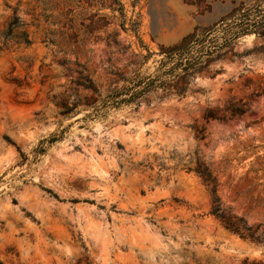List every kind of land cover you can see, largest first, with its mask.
Segmentation results:
<instances>
[{"label": "rangeland", "instance_id": "1", "mask_svg": "<svg viewBox=\"0 0 264 264\" xmlns=\"http://www.w3.org/2000/svg\"><path fill=\"white\" fill-rule=\"evenodd\" d=\"M14 15L31 43L0 40V264H264L195 171L264 228V0H0V34Z\"/></svg>", "mask_w": 264, "mask_h": 264}, {"label": "trees", "instance_id": "2", "mask_svg": "<svg viewBox=\"0 0 264 264\" xmlns=\"http://www.w3.org/2000/svg\"><path fill=\"white\" fill-rule=\"evenodd\" d=\"M25 27L26 26L21 21L20 16L14 15L7 27L0 34L1 46L8 48L14 43L29 45L31 43V39ZM227 45H229V42H227L224 46ZM213 52H210L209 54ZM204 62L205 61L201 60L196 63L188 64L187 66H183L182 69L183 71L188 72L197 66H202ZM246 105L247 103H242L240 105L230 107L231 114L244 115L249 110V108H246ZM210 115L216 118L213 114ZM200 133H202V131H200ZM195 171L204 181L211 183L213 186L211 190L212 213L219 218L227 228L239 234L241 237L250 238L264 243V228L262 227V224L257 226L251 225L243 216L237 215L232 212L230 208L224 206L221 197L217 193L218 179L211 170L210 165L198 163Z\"/></svg>", "mask_w": 264, "mask_h": 264}, {"label": "water", "instance_id": "3", "mask_svg": "<svg viewBox=\"0 0 264 264\" xmlns=\"http://www.w3.org/2000/svg\"><path fill=\"white\" fill-rule=\"evenodd\" d=\"M142 199L144 202L147 201V198H140ZM226 233L228 235V237H223V240L227 242L228 245L240 250L241 252H245V253H253V244L246 241L245 239L238 237L237 235H235L233 232H230L228 230H226Z\"/></svg>", "mask_w": 264, "mask_h": 264}, {"label": "bare ground", "instance_id": "4", "mask_svg": "<svg viewBox=\"0 0 264 264\" xmlns=\"http://www.w3.org/2000/svg\"><path fill=\"white\" fill-rule=\"evenodd\" d=\"M173 137H174V136H173ZM1 160H2V159H1ZM8 160H9V159L7 158V161H8ZM91 223H92V222H91ZM93 225H94V224H93ZM97 226H98V225H97ZM92 227H93V226H92ZM95 228H96V229H94V230H95L96 234H97V235H101V234H100V232H101L100 228H98V229H97V227H95ZM99 230H100V231H99ZM102 234H103V233H102ZM99 237H100V236H99Z\"/></svg>", "mask_w": 264, "mask_h": 264}]
</instances>
